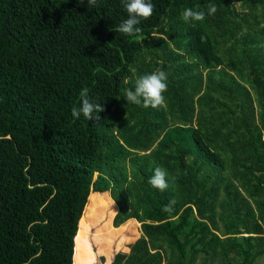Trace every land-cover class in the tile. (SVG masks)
Returning a JSON list of instances; mask_svg holds the SVG:
<instances>
[{"label":"trees","instance_id":"1","mask_svg":"<svg viewBox=\"0 0 264 264\" xmlns=\"http://www.w3.org/2000/svg\"><path fill=\"white\" fill-rule=\"evenodd\" d=\"M151 3L127 37L114 30L121 0H0V264H79L77 247L91 262L85 222L105 190L111 230L148 235L164 264L178 243L163 222L185 206L222 234L264 230V0ZM212 4L202 22L181 18ZM157 70L165 106L127 104ZM84 87L105 108L98 122L72 116ZM158 166L179 173L164 192L148 183Z\"/></svg>","mask_w":264,"mask_h":264},{"label":"rangeland","instance_id":"2","mask_svg":"<svg viewBox=\"0 0 264 264\" xmlns=\"http://www.w3.org/2000/svg\"><path fill=\"white\" fill-rule=\"evenodd\" d=\"M96 186H99V192L103 191L99 183ZM92 193L91 190L90 194L92 195ZM100 195L97 194V197L103 202L104 208L99 210L100 207H97L96 214L98 217L85 222L87 228L84 235L94 252V258L88 264H164L165 254L163 250L153 251L147 239L148 235L140 237L134 231L111 230L110 223L107 221L112 220L115 209L110 208L112 201L107 190ZM88 200L87 198L85 206ZM188 211L192 213L191 220L187 219L189 214L186 215V213ZM133 221L134 219H128L118 226L120 227L125 223L127 225L132 224ZM163 224L171 229L172 235L178 243L175 264H211L217 262L220 264L223 257L225 258L224 264H256L254 262L255 256H261L256 262L264 264V245L258 248L254 244L257 239H264V230L261 228L255 229L254 232L222 234L211 227L207 221L201 220L197 216L194 206L193 210L185 206L174 218L164 221ZM80 235L78 234V236ZM222 239H225L226 242L221 247L223 257H220L218 251L219 242ZM107 241L110 245L107 244ZM106 244L108 251L105 252L106 254H101L98 249ZM76 250L78 263L82 264L84 250L81 247H77Z\"/></svg>","mask_w":264,"mask_h":264},{"label":"clouds","instance_id":"3","mask_svg":"<svg viewBox=\"0 0 264 264\" xmlns=\"http://www.w3.org/2000/svg\"><path fill=\"white\" fill-rule=\"evenodd\" d=\"M78 2L83 4L85 0H78ZM87 4L89 8L97 7L98 0H87ZM121 4L127 13V18L122 20L114 30L127 37L139 34L141 32V28L139 27L141 22L150 19L153 15L154 5L151 3V0H121ZM216 12L217 7L214 4L208 5L207 13L188 7L183 9L181 18L186 23L202 22L205 20L206 15L211 16ZM167 81L168 75L163 70L144 74L135 80L134 90L126 89L124 99L127 101V104L160 109L166 104L164 93L168 90ZM79 95L81 103L79 107L72 108V116L78 119L82 114L86 120L98 122L101 119L99 113L105 111L103 104L90 98L87 87L82 88ZM178 175L179 173L169 176L166 169L158 166L154 169L153 175L148 179V183L153 188L164 192L172 184H175ZM175 203V200H170L162 210L165 213L171 214L174 211Z\"/></svg>","mask_w":264,"mask_h":264}]
</instances>
